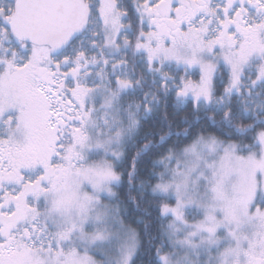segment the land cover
Wrapping results in <instances>:
<instances>
[{
    "label": "snow or ice",
    "instance_id": "snow-or-ice-1",
    "mask_svg": "<svg viewBox=\"0 0 264 264\" xmlns=\"http://www.w3.org/2000/svg\"><path fill=\"white\" fill-rule=\"evenodd\" d=\"M0 264H264V0H0Z\"/></svg>",
    "mask_w": 264,
    "mask_h": 264
}]
</instances>
